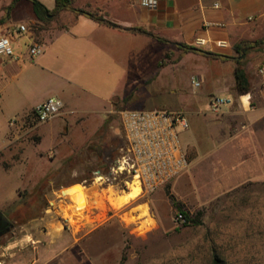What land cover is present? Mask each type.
Masks as SVG:
<instances>
[{
    "label": "rangeland",
    "instance_id": "rangeland-1",
    "mask_svg": "<svg viewBox=\"0 0 264 264\" xmlns=\"http://www.w3.org/2000/svg\"><path fill=\"white\" fill-rule=\"evenodd\" d=\"M28 1L0 0V34L20 23L37 28ZM12 40L16 57L0 56V213L11 225L0 236V264H212L215 255L224 264H264V176L244 179L264 174L261 165L228 172L231 152L229 158L218 153L193 163L197 154L188 146L186 172L129 202L121 198L132 184L126 186L124 178L105 183L95 176L125 145L120 119L125 109L184 111L190 128L182 140H197L203 133L202 122L191 111L197 110V95L204 105L209 102L202 96L206 86L193 90L197 75L181 73L182 63L192 64L191 51L184 49L163 64L181 73L180 90L128 91L103 118L62 110L39 122L31 116L32 108L52 85L29 54L28 33ZM18 56L22 59L14 79L8 66ZM252 96L256 99L255 90ZM148 97L157 104L154 108L144 106ZM94 101L97 107L105 104ZM214 137L205 152L216 145ZM100 148L103 161L98 159ZM259 152L264 153V140ZM89 174L93 177L87 179ZM74 182L78 184L68 188ZM81 185L92 192L74 212L69 196ZM172 198L201 223L177 221L180 212Z\"/></svg>",
    "mask_w": 264,
    "mask_h": 264
},
{
    "label": "crops",
    "instance_id": "crops-1",
    "mask_svg": "<svg viewBox=\"0 0 264 264\" xmlns=\"http://www.w3.org/2000/svg\"><path fill=\"white\" fill-rule=\"evenodd\" d=\"M38 1L50 12L56 8V0ZM71 1L73 9L96 14L112 26L73 10L50 16L46 23L32 18L38 24L36 29L30 27L29 39L44 50L35 63L52 85L48 95L35 106L49 98H59L67 115L103 118L119 99L125 98L126 92H175L180 90V74L194 72L201 83L198 89L206 86L202 96L207 95L209 102L204 105V98L200 100L198 95L193 100L197 110L191 112L200 119L204 131L197 140H183L185 148L196 151L192 162L203 163L218 153L229 158L227 152H231L228 172H242L254 165H261L264 171V153L259 152V144L264 140V75L259 72L264 66V45L240 58L248 78L246 94L236 91L235 77L237 46L264 40V0H165L157 10L143 8L138 0ZM199 40L204 44L198 46ZM222 43L226 46L221 47ZM182 45L217 56L192 52V64L182 63L178 76L163 64L182 55ZM18 59L22 57L8 66L14 79L18 78ZM192 88L195 90L193 82ZM254 90L256 99L252 96ZM215 97L229 99L231 104L214 108ZM94 100L105 104L97 107ZM145 101L146 107L157 105L149 97ZM233 129L235 133L230 134ZM212 136L216 145L205 152ZM203 167L208 170L206 165Z\"/></svg>",
    "mask_w": 264,
    "mask_h": 264
},
{
    "label": "built area",
    "instance_id": "built-area-1",
    "mask_svg": "<svg viewBox=\"0 0 264 264\" xmlns=\"http://www.w3.org/2000/svg\"><path fill=\"white\" fill-rule=\"evenodd\" d=\"M148 10H157L160 2L165 0H138ZM27 24L13 25L0 34V56L15 58L12 37L15 34H29ZM204 42L199 40L198 46ZM222 43L221 47H225ZM44 52L40 45L31 44L29 54L33 60ZM264 74V68L260 69ZM195 89L201 87L196 78L193 80ZM231 104V100L215 97L214 108ZM64 104L60 99L49 98L35 106L31 111L39 122H48L62 112ZM121 130L125 145L118 156L109 165V172L101 170L95 176L105 183H114L124 178L126 186L138 182L143 194H153L164 188L190 167L182 134L189 130L190 124L186 113L172 110H139L125 109L120 112ZM177 221L186 222L179 213Z\"/></svg>",
    "mask_w": 264,
    "mask_h": 264
},
{
    "label": "trees",
    "instance_id": "trees-1",
    "mask_svg": "<svg viewBox=\"0 0 264 264\" xmlns=\"http://www.w3.org/2000/svg\"><path fill=\"white\" fill-rule=\"evenodd\" d=\"M18 0H15V2H17ZM32 5H33V11L35 16L37 17L38 21L46 23L49 21V17L50 16H54L62 11L65 10H73L79 14H84L87 15L89 17H91L92 19L99 21V22H103L106 23L110 26H112V24L108 21H106L104 18L93 14V13H88L86 11L83 10H76L72 8V1L71 0H56V8L53 12H50L43 4H41L38 0H29ZM137 32H141V33H145V34H149L151 35V33L145 31L144 29H137ZM163 41V40H160ZM164 42V41H163ZM262 45H264V40L261 41H257V42H243L241 44H239L237 46V52L239 54V61L237 63V68H236V72H235V77H236V91L240 94V95H244L248 92L249 86H248V78L245 74V72L242 69V62L240 61V58H244L247 53L251 50H254L256 48L261 47ZM182 48L187 50V51H191V52H199V53H203L204 55H209L212 57H216L217 55L214 54H209L207 52H204L202 50H199L195 47L192 46H187V45H182ZM99 153H98V159L100 161H103V154H102V148L98 149ZM109 165L110 164H106L105 168H104V173H108L109 172ZM93 174H89L87 179L92 178ZM80 182V181H79ZM78 184V182H74L72 184H70L69 186H73ZM173 199V203L174 205L177 207V209L179 210V212L185 217L186 219V223H193L195 225H198L201 223V221L199 219H192V217L190 216V214L188 212H185L181 206V204L177 203L175 201L174 198ZM212 264H224V261L218 256L215 255L213 257V261Z\"/></svg>",
    "mask_w": 264,
    "mask_h": 264
},
{
    "label": "bare ground",
    "instance_id": "bare-ground-1",
    "mask_svg": "<svg viewBox=\"0 0 264 264\" xmlns=\"http://www.w3.org/2000/svg\"><path fill=\"white\" fill-rule=\"evenodd\" d=\"M64 192H65V190H64ZM140 192H141V188H140L138 182L135 181L131 185V191L129 193L125 194L124 197L122 196L123 198H121V197L120 198L123 199V201H125V202H129L132 199L139 196ZM90 194H91V189H88L85 187H83V188L77 190L76 192L72 193V195L69 196V199L71 201L70 210L75 212L76 210L80 209L82 207L83 201L84 200L86 201V199L90 197ZM63 195H65V194H63Z\"/></svg>",
    "mask_w": 264,
    "mask_h": 264
},
{
    "label": "water",
    "instance_id": "water-1",
    "mask_svg": "<svg viewBox=\"0 0 264 264\" xmlns=\"http://www.w3.org/2000/svg\"><path fill=\"white\" fill-rule=\"evenodd\" d=\"M62 194H65L64 190L62 191ZM9 224L8 221L5 220L2 213H0V236L4 235L8 230H5V226Z\"/></svg>",
    "mask_w": 264,
    "mask_h": 264
},
{
    "label": "flooded vegetation",
    "instance_id": "flooded-vegetation-1",
    "mask_svg": "<svg viewBox=\"0 0 264 264\" xmlns=\"http://www.w3.org/2000/svg\"><path fill=\"white\" fill-rule=\"evenodd\" d=\"M6 220V219H5ZM7 221V220H6ZM11 228V225H10V223L9 224H7V226H5V230H8V229H10Z\"/></svg>",
    "mask_w": 264,
    "mask_h": 264
}]
</instances>
